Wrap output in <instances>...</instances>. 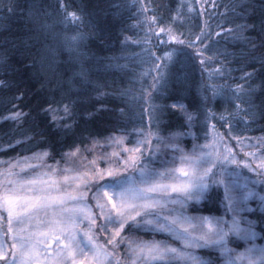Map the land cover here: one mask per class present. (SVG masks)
Returning a JSON list of instances; mask_svg holds the SVG:
<instances>
[{
	"label": "trees",
	"instance_id": "16d2710c",
	"mask_svg": "<svg viewBox=\"0 0 264 264\" xmlns=\"http://www.w3.org/2000/svg\"><path fill=\"white\" fill-rule=\"evenodd\" d=\"M173 37L184 44L177 45ZM165 48L170 60L164 58ZM149 50L162 59L154 60ZM177 103L192 114L190 123L173 107ZM66 105L71 118L63 124L70 128L51 123V114L45 118L50 107L65 116ZM16 113L21 115L9 119ZM41 129L43 134H37ZM114 138L129 144L150 140L152 152L144 150V158L145 164L151 160V168L170 155L192 151L204 160L209 158L205 154L234 156L238 163L226 165L236 181L233 192L241 198L249 190L256 194L243 203L242 215L257 223L254 240L233 233L228 246L241 253L251 246L264 248L259 199L264 177L252 171L264 162V0H0V182L9 170L11 178L52 181L49 174L61 173L69 156L95 157ZM179 164L173 168L177 173L179 168L190 174L200 170L184 158ZM88 196L91 214L99 217L92 193ZM229 203L224 186L211 184L203 198L183 202V212L193 223L202 217L231 221ZM87 227L85 221L79 230ZM131 233L148 243L180 248L154 223ZM106 236L97 230L101 246ZM41 247L51 254L58 243L49 235ZM195 251L223 264L219 249ZM148 256L144 264H169V256ZM117 258L128 264L119 250ZM40 264H48L47 259L40 257Z\"/></svg>",
	"mask_w": 264,
	"mask_h": 264
},
{
	"label": "snow or ice",
	"instance_id": "6c2138e0",
	"mask_svg": "<svg viewBox=\"0 0 264 264\" xmlns=\"http://www.w3.org/2000/svg\"><path fill=\"white\" fill-rule=\"evenodd\" d=\"M65 14L68 15L66 8ZM70 15L76 16L75 12ZM247 27V25L241 26L242 30H246ZM165 31L166 29H161V34ZM241 38L247 41V37L241 36ZM172 39L177 45L184 44L179 37ZM197 40L199 41V37ZM168 43L170 44L171 41ZM162 51L165 54L164 58L170 60L172 53L167 48ZM149 55L153 56L154 60L162 59L160 56H155L151 50ZM201 63L203 64L204 61L201 60ZM155 67L159 69L161 65L156 64ZM252 75L248 73L245 78L250 79ZM173 107L182 108L183 105L177 103ZM63 111L66 115L59 117L58 110L50 107L44 110V116L47 118L51 114L53 117L51 123L61 125L64 119L71 118L69 106L66 105ZM20 115L16 113V117L9 119L18 118ZM185 115L188 121L193 119L192 114L186 109ZM63 127L67 129L71 125L63 124ZM37 134H43V129ZM144 150L152 152L150 140L143 141L135 148L124 149L129 155L126 158L121 157L124 161L123 170L127 172L129 168L138 169V178L132 174L117 176L109 170L107 174L113 179L105 181L104 173L94 170L93 179L100 182L85 184L84 189L76 195L63 188L59 181H48L39 177L11 178L13 177L11 170L5 172L3 174L5 179L0 182V233H2L0 261H3V264H34V261L35 264H40V257L43 256L48 264H89V253H91L92 264H104V261L108 264H113V261L114 264H123V261L117 258V254L121 244H127L130 249L134 242V233H131V230L134 227L138 229L145 224L154 223L156 231L170 232L183 243L182 248L170 247L160 242L155 244L153 251L160 257L169 256V264L171 260H180L184 264H214L210 259H202L195 251L205 248L219 249L223 264H240L242 261H247V264H264V248L251 246L241 253L228 246L229 243L234 242L231 240L233 233L241 239L254 240L256 237L254 228L257 223L242 215L246 211L243 203L256 194L249 190L241 198L233 192L236 181L231 179L230 170L226 165L238 163L234 156L213 159L211 154H205L209 156L208 159L203 162L196 161L199 164V171L194 169L191 174L184 171L183 175L188 177L187 181L171 185L173 192L183 193L181 207L183 202L203 198L211 184L224 186L226 197L230 202L228 208L233 213L231 221L226 219L213 221L202 217L198 223H193V218L188 217L181 210L173 209L167 215H161L157 210L160 206L159 201L150 194L167 191L168 186L150 182L152 162L149 159L145 164ZM115 155L113 153V156ZM244 166L250 167L247 163ZM252 171L264 177V162H261L258 169L253 168ZM137 183L145 186L138 187ZM88 192L92 193L91 199L97 201L96 207L100 209L99 217L96 214H89L91 209L87 203ZM259 199L261 223H264V196H260ZM149 216L153 219H146ZM98 218H102L105 223L97 224ZM85 219L88 221L87 230L80 229L82 235L77 239L76 230ZM241 222L248 226L241 228ZM126 229L130 231L128 237L122 235ZM97 230L108 236L103 246L96 239ZM49 235L58 243L57 249L51 254L48 252L50 246L41 247ZM61 237L67 242L61 241ZM109 246L111 251L108 250Z\"/></svg>",
	"mask_w": 264,
	"mask_h": 264
},
{
	"label": "rangeland",
	"instance_id": "374dc122",
	"mask_svg": "<svg viewBox=\"0 0 264 264\" xmlns=\"http://www.w3.org/2000/svg\"><path fill=\"white\" fill-rule=\"evenodd\" d=\"M175 109H177L184 116V118L188 123H190V121H188L185 115L184 106L182 108L176 107ZM141 143H142L141 141L135 140V141H131V143L129 144L125 139L114 138L113 140L105 144V146L102 149V151L104 152L102 154L97 153L95 157L94 154L88 157L81 155L79 153L73 154L68 157L64 165V169L60 171L61 173L56 172L53 174H49L50 180L59 181L60 185L63 188H66L67 190L71 191L74 195H76L80 190L84 189L85 184L94 183L95 181L93 179L94 170L95 172L102 171L104 173V178L110 177L107 174L109 170H112L117 176L119 175L126 176L125 174L126 172L123 170L122 167L124 161L121 157L126 158L129 154L126 153L124 149L135 148L137 145ZM113 153H115L116 155L113 156ZM179 158H184L188 161V163L193 164L194 165L193 169L194 168L200 169L199 164L197 167V164L195 163V159L196 161L199 160L201 162H203L204 160L203 157H201L200 155L195 156L194 152L192 151L191 153L189 152L185 154V156H181V157L170 155L168 159L167 158L164 159L163 162H161L159 165L157 164L155 168H152V175L150 176V182L154 184L168 186L167 191H158L156 193L150 194L159 201V205L161 206V209H164L163 211L164 213L160 212L161 215H167L173 209L183 211V209L185 208V205L181 207L182 201L178 199L180 196L179 193L173 192L171 189V185H173L174 183L175 184L181 183L178 174L184 176L182 170L183 168H179L178 173L175 172V170H173L175 166L180 167ZM241 166H243V164H241ZM135 176L137 178L139 177V170L136 171ZM110 178L111 180L113 179V177ZM187 179L188 177L185 180ZM138 185L141 187L145 186L137 183L136 186ZM94 200L95 199H93V201ZM95 203L97 204L96 200ZM98 210L100 209L98 208ZM89 214L91 215V212ZM208 219L213 220L211 218ZM85 221L87 220L85 219L84 222ZM80 225L82 224H79V226ZM79 226L76 230L78 235L81 234L79 230ZM163 233L169 235V237L172 240H176L180 248L183 247V243L180 240H177L172 233L167 231H164ZM106 237L108 238V236ZM133 240L134 242L131 244L130 249L127 244H123L122 247L119 248V252L122 253V258H125L128 264H133V262H135V264H144V260H146L149 257L148 256L149 254H156L153 251L156 243H148L144 240H141L139 238L137 239L134 237ZM109 259H111V257H109ZM92 262H93L92 254L89 253V264H92ZM104 264H108V262L104 261Z\"/></svg>",
	"mask_w": 264,
	"mask_h": 264
}]
</instances>
